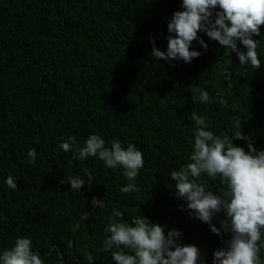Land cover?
I'll return each mask as SVG.
<instances>
[{
  "label": "trees",
  "instance_id": "16d2710c",
  "mask_svg": "<svg viewBox=\"0 0 264 264\" xmlns=\"http://www.w3.org/2000/svg\"><path fill=\"white\" fill-rule=\"evenodd\" d=\"M182 0H0V251L15 238L30 237L45 264H113L102 251L112 209L130 220L143 214L166 230L182 232L181 243L193 244L212 264L221 237L181 211L170 172L183 165L193 140L192 112L205 116L214 134L241 131L253 147L264 150V55L260 68L242 67L235 53L205 33L190 50L191 63L155 60L152 44L167 50V23ZM258 54L264 53V25ZM230 74L231 87L223 72ZM189 87L210 94V103L193 101ZM220 97L227 107L219 103ZM106 142L136 145L144 166L135 183L139 191H119L128 181L123 169L105 168L95 157L73 160L57 138L75 135L82 145L89 134ZM234 145L248 150L246 140ZM36 148L30 164L27 150ZM92 184L72 191L67 177L83 169ZM12 175L18 184L5 183ZM202 179L213 192L219 178ZM104 200L93 207L92 199ZM186 207V206H185ZM223 214L213 223L220 226ZM230 236H224L227 240ZM264 264V250L260 252Z\"/></svg>",
  "mask_w": 264,
  "mask_h": 264
},
{
  "label": "clouds",
  "instance_id": "9594fccd",
  "mask_svg": "<svg viewBox=\"0 0 264 264\" xmlns=\"http://www.w3.org/2000/svg\"><path fill=\"white\" fill-rule=\"evenodd\" d=\"M182 11L173 13L167 23V50H160L154 41L152 55L155 60L171 63L182 60L191 63L201 52L190 50L192 42L207 50V44L198 36L205 33L225 49L229 58L235 53L242 67L259 69L258 54L261 36L260 26L264 25V0H182ZM231 87L230 74L223 72ZM193 101L210 103V94L200 87H189ZM219 103L227 107V101L220 97ZM192 136L186 162L170 172L174 182L175 196L184 202L181 211H189L210 231L221 237L223 247L213 252L212 264H261L260 252L264 250V150L257 151L251 138L241 131V121L236 119L235 131L214 134L209 130L207 118L192 112ZM246 140L248 150L234 145V140ZM59 149L72 152V159L84 161L95 157L105 168L123 169L128 181L119 191L130 194L139 191L135 183L144 166L142 151L134 144L126 146L117 140L106 142L99 134H89L81 145L75 135L57 138ZM36 148L27 150L30 164L37 161ZM87 182L79 175L67 177L72 191H79L85 184H92L91 173L83 169ZM211 180L219 178L222 187L218 192L208 188L202 177ZM4 183L12 190L18 184L12 175ZM104 200L92 199L93 207H104ZM186 206V207H185ZM223 214L224 219L217 227L213 220ZM107 234L102 241V251L111 254L113 264H207L201 250L193 244H182V232L166 230V226L152 222L141 215L125 220L117 208H113L104 229ZM224 236H230L224 240ZM89 264L93 255L87 253ZM0 264H45L38 252L33 250L30 237L18 235L12 246L0 251Z\"/></svg>",
  "mask_w": 264,
  "mask_h": 264
}]
</instances>
